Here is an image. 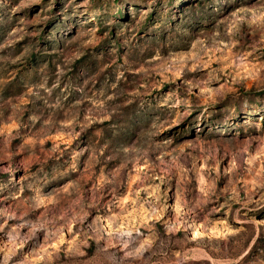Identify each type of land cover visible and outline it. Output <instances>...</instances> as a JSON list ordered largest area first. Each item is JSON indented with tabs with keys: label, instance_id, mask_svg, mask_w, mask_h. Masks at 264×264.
Listing matches in <instances>:
<instances>
[{
	"label": "rangeland",
	"instance_id": "1",
	"mask_svg": "<svg viewBox=\"0 0 264 264\" xmlns=\"http://www.w3.org/2000/svg\"><path fill=\"white\" fill-rule=\"evenodd\" d=\"M0 264H264V0H0Z\"/></svg>",
	"mask_w": 264,
	"mask_h": 264
}]
</instances>
